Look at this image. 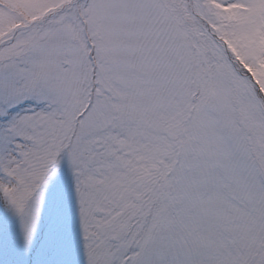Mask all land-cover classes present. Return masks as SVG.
I'll use <instances>...</instances> for the list:
<instances>
[{
    "label": "snow or ice",
    "instance_id": "snow-or-ice-1",
    "mask_svg": "<svg viewBox=\"0 0 264 264\" xmlns=\"http://www.w3.org/2000/svg\"><path fill=\"white\" fill-rule=\"evenodd\" d=\"M0 264H264V0H0Z\"/></svg>",
    "mask_w": 264,
    "mask_h": 264
}]
</instances>
